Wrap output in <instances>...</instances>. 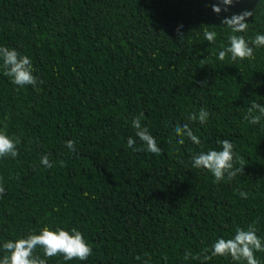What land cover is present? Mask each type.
<instances>
[{"label":"trees","instance_id":"1","mask_svg":"<svg viewBox=\"0 0 264 264\" xmlns=\"http://www.w3.org/2000/svg\"><path fill=\"white\" fill-rule=\"evenodd\" d=\"M216 3L0 0V46L28 56L42 81L17 86L0 60V130L21 140L16 158L0 159V258L4 243L45 226L75 227L93 249L86 261H65L37 247L47 264H202L205 248L253 222L264 240V118L244 119L253 102L264 105V46L250 45L252 60L218 59L231 35L250 42L264 34V0H233L228 11L219 4V14ZM244 10L253 11L246 31L222 24ZM200 108L207 122L189 121ZM141 113L160 153L128 147L130 137L145 147L132 127ZM185 123L200 145L186 136L177 143L175 128ZM223 139L247 166L216 183L192 157L222 150ZM186 251L201 259L186 260ZM255 256L264 264V252ZM203 264L246 262L215 256Z\"/></svg>","mask_w":264,"mask_h":264},{"label":"clouds","instance_id":"2","mask_svg":"<svg viewBox=\"0 0 264 264\" xmlns=\"http://www.w3.org/2000/svg\"><path fill=\"white\" fill-rule=\"evenodd\" d=\"M219 4L225 7L223 11H228V6L233 4V0H218V3L213 4V11L219 14L222 8ZM253 16V11L244 10L239 14H233L230 18L225 17L222 24H226L231 28L232 32H244L248 28L246 22L249 17ZM182 27V26H180ZM205 39L212 43L215 40L216 33L212 31L204 32ZM264 46V34H257L253 40L247 41L242 35H231L229 37V46L223 48L218 53V59L223 61L228 54H231L232 60L255 58L254 47ZM0 60L3 61L4 75L11 78L12 83L24 87L31 85L35 87L42 81L34 75V69L31 59L26 55H21L16 49H9L8 47L0 46ZM258 113V114H255ZM210 113L206 108H200L198 113H189L187 119L189 121H199L201 124L207 122ZM143 113L136 116L132 120V127L136 130L135 136L145 146L144 148L133 147L136 143L134 138H129L128 147L133 151L146 150L153 154L161 152L158 147L155 137L150 133L147 127L141 125V118ZM264 118V105L253 102L248 107L247 113L244 116L251 124H259ZM177 136L180 137L177 143L183 145L185 143L184 137H188L194 144L200 145V138L195 135L187 123L177 124L175 128ZM21 143L19 137H10L6 131L0 130V159L16 158L19 155L17 145ZM221 144L222 150H208L201 151L192 157V167L196 169H206L215 178L216 183L233 180L238 175L244 174V169L247 166L244 158L236 153L233 142L223 139L218 141ZM66 147L73 153L76 151V143L73 140L66 142ZM41 164L45 167H52V162L48 155L41 157ZM239 164V167L235 165ZM6 189L2 178H0V198H3ZM241 198L246 199L247 193L241 192ZM37 247L43 249V255L46 258L62 255L65 261L73 259L86 261L92 255L93 249L91 245L85 240L83 234L73 227L70 231L64 228H56L52 230L48 226L43 227L39 234H29L26 238L17 239L15 241L9 240L2 245V250L7 253L0 258V264H47V259L34 255ZM205 253L211 252V256L204 255L203 261H208L212 257L231 256L235 262L244 261L246 264H260L256 258V252H264V240L257 235L255 222L249 225L247 229L237 227L235 235L231 239L219 238L211 247L205 248ZM184 258L201 259L200 256L192 257L191 251H186ZM167 260V257L164 258ZM145 264H149L145 261Z\"/></svg>","mask_w":264,"mask_h":264}]
</instances>
